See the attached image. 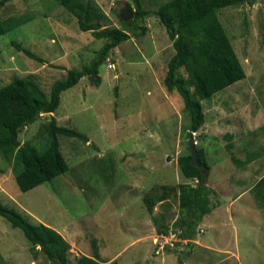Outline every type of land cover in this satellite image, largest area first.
<instances>
[{
	"label": "rangeland",
	"instance_id": "374dc122",
	"mask_svg": "<svg viewBox=\"0 0 264 264\" xmlns=\"http://www.w3.org/2000/svg\"><path fill=\"white\" fill-rule=\"evenodd\" d=\"M168 1L140 0L149 15L124 22L119 13L126 5L134 10L131 0H93L104 15L99 30L121 29L130 39L109 52L95 81L85 76L61 93L51 115L88 142L59 136L68 171L26 193L14 180L15 156L5 161L0 153V204L56 230L69 243L72 262L79 253L97 252L104 263L264 264V187L255 188L264 176V0L216 11L245 78L201 102L205 123L193 133L210 169L206 181L215 192V211L203 217L187 249L175 226L183 214L177 192H167L152 213L144 204L161 186L196 184L183 178L177 164L190 154V117L178 93L163 84L173 49L155 12ZM9 17L27 21L0 36V88L32 74L48 99L55 81L88 66L105 43L81 32L55 0L0 4V20ZM142 28L152 32L142 35ZM14 43L44 63L18 52ZM48 118L40 114L24 127L20 146L45 149ZM153 217L174 235L171 244L157 233ZM36 249L33 257L23 233L0 217L4 264H55Z\"/></svg>",
	"mask_w": 264,
	"mask_h": 264
},
{
	"label": "trees",
	"instance_id": "16d2710c",
	"mask_svg": "<svg viewBox=\"0 0 264 264\" xmlns=\"http://www.w3.org/2000/svg\"><path fill=\"white\" fill-rule=\"evenodd\" d=\"M10 1L0 0V4L4 5ZM55 1L76 18L81 32H90L93 38L102 39L105 43L88 66L68 70L64 80L55 81L48 99H45L32 74L25 78H14L0 88V153L5 161L15 156L14 180L22 193L48 183L68 171L67 162L60 151L59 136L76 138L83 143L88 142V139L75 130L58 126L52 116L48 118L44 129L47 142L42 151L29 143L20 146V131L32 125L40 114L52 115L60 105L61 93L75 87L85 76H97L98 67L107 59L109 52L130 38L128 33L121 29L99 30L96 27V23L101 21L104 15L93 0ZM131 1L134 10L129 5H126V8L133 13L134 21L149 15V12L142 8L140 0ZM255 2L256 0H170L157 8L155 16L164 27L173 49L163 84L168 92L175 91L181 97L184 111L190 117L189 133H197L205 123L202 101L245 78L244 70L216 16V11L243 4L253 6ZM26 21L24 17L0 20V36ZM141 30L144 35L145 28ZM13 46L26 57L44 63L20 44L14 43ZM228 148H231V145H228ZM196 154L198 161L209 169L204 151L197 149ZM177 164L183 178L196 180V184H180L177 188L161 186V193L148 194L143 201L147 211L152 213L157 203L165 201L167 192H177L179 208L183 214L175 226L180 229V238L187 241L188 248L197 235L203 217L214 209L211 201L214 192L207 186L206 178L200 169L191 164L190 154L179 157ZM262 187L264 176L255 186L259 190ZM0 217L12 228L23 233L30 244L33 257L38 255L36 248L40 247L45 257L55 264H118L117 261H99L97 252L92 256L78 255L73 257L72 262L69 243L53 228L44 224H33L14 209L2 204ZM152 221L156 226L157 219L153 217ZM156 230L159 235H167V231L159 225ZM0 264H4L1 259Z\"/></svg>",
	"mask_w": 264,
	"mask_h": 264
},
{
	"label": "water",
	"instance_id": "95a60500",
	"mask_svg": "<svg viewBox=\"0 0 264 264\" xmlns=\"http://www.w3.org/2000/svg\"><path fill=\"white\" fill-rule=\"evenodd\" d=\"M119 17L124 21L127 22L129 21L131 18H133V13H131L130 11H128V9H121L120 13H119ZM96 27L99 29L100 25L98 23H96ZM89 80L91 81H95L97 76L96 75H90ZM47 117H51V114L48 113L46 114ZM195 140L193 138V133H189L188 135V149L190 151V156H191V164L200 169L201 174H204L205 178H208L209 175V170L204 166V164L200 163L198 161L197 158V154H196V148H195Z\"/></svg>",
	"mask_w": 264,
	"mask_h": 264
},
{
	"label": "crops",
	"instance_id": "0c3cea01",
	"mask_svg": "<svg viewBox=\"0 0 264 264\" xmlns=\"http://www.w3.org/2000/svg\"><path fill=\"white\" fill-rule=\"evenodd\" d=\"M150 32H152V31H148V29H147V30L145 31V34L148 35V34H150ZM150 36H151V39H153V36H152V35H150ZM129 39H130V38H129ZM125 42H126V41H125ZM150 62H151V61H150ZM208 170H209V174H210V169H208ZM208 176H209V175H208ZM261 178H262V177H261ZM259 180H260V179H259ZM259 180H258V181H259ZM256 184H257V183H256ZM255 186H256V185H255ZM212 191H213V189H212ZM213 192H214V191H213ZM214 194H215V192H214ZM212 211L214 212L215 209H213ZM210 213H211V212H210ZM194 240H195V239H194ZM194 240L191 241L192 245H193V241H194ZM192 245H191V246H192ZM189 247H190V246H189ZM189 247H188L187 249H189ZM77 255H83V254H82V253H79V254H77ZM117 257L119 258L120 255H119V254H116V257H115V258H117ZM115 258H114V260H115ZM117 262H119V261H117ZM108 263H109V262H108ZM118 264H120V262H119Z\"/></svg>",
	"mask_w": 264,
	"mask_h": 264
},
{
	"label": "built area",
	"instance_id": "2783aa9c",
	"mask_svg": "<svg viewBox=\"0 0 264 264\" xmlns=\"http://www.w3.org/2000/svg\"><path fill=\"white\" fill-rule=\"evenodd\" d=\"M110 67H112V66H110ZM161 236H166L163 239L168 240L169 244H171V240L174 237V235L172 233H170L169 235H161Z\"/></svg>",
	"mask_w": 264,
	"mask_h": 264
}]
</instances>
